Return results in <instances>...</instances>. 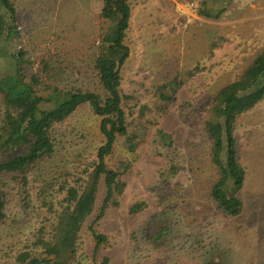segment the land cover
Wrapping results in <instances>:
<instances>
[{
	"label": "rangeland",
	"instance_id": "obj_1",
	"mask_svg": "<svg viewBox=\"0 0 264 264\" xmlns=\"http://www.w3.org/2000/svg\"><path fill=\"white\" fill-rule=\"evenodd\" d=\"M12 2L21 34L16 48L22 47L37 63L49 54L72 53L76 67L66 71L62 85L95 89L92 58L104 25L97 11L99 2ZM130 5L125 39L129 56L118 79L121 94L128 96L122 104L128 120L147 106L146 116L158 125L150 126L138 157L123 176L126 187L119 207L108 209L94 225L109 243L101 245L96 254L87 228L96 213L84 222L79 234L81 263L102 264L107 256V264H264V99L235 124L237 155L245 170L238 193L243 209L236 217L218 212L208 198L215 170L203 130L205 108L214 92L234 80L264 49V0H130ZM200 5L224 12L218 20L205 19L197 15ZM183 76L187 82L158 117L154 106L158 88ZM98 126L99 118L84 105L58 130L73 131V137L82 135L74 140L73 148L68 146L75 151L101 143ZM158 127L173 135L176 161L183 166L165 183L159 174L167 162L155 152L153 133ZM119 158L114 154L108 166L113 168ZM61 165L54 162L48 170H59ZM39 185L30 180L26 207L19 190L5 188L1 264H12V258L5 255L10 245L32 239V232L52 221L40 208ZM103 194L101 183L97 206ZM135 201H145L147 208L132 215L128 209ZM160 229V238L149 241ZM143 253L147 256L139 257Z\"/></svg>",
	"mask_w": 264,
	"mask_h": 264
},
{
	"label": "trees",
	"instance_id": "obj_2",
	"mask_svg": "<svg viewBox=\"0 0 264 264\" xmlns=\"http://www.w3.org/2000/svg\"><path fill=\"white\" fill-rule=\"evenodd\" d=\"M97 2L104 25L94 45L92 69L96 84L91 89L62 85L66 71L76 67L70 59L72 53L49 54L37 63L22 47L16 48L21 37L17 11L12 0H0V225L6 218L5 188L19 190L26 207L32 179L40 182L36 196L40 208L52 219L49 226L43 224L32 232V239L9 246L5 255L12 258V264H83L78 255L79 234L93 213L96 214L87 228L94 241V253L101 245H108L107 236L97 232L94 225L108 209L119 207L126 187L123 176L138 157V148L146 142L150 126L158 125L157 120L146 116L147 106L143 105L139 114L128 120L122 104L128 96L121 94L118 79L129 56L125 39L130 0ZM223 12L200 5L197 15L218 20ZM185 79L174 77L158 88L154 105L158 117L167 111L187 82ZM263 99L264 49L234 80L220 86L205 108L207 155L215 170L208 198L218 212L229 217L240 215L243 209L238 193L245 170L237 155L235 124ZM84 105L99 118L101 143L96 148L86 146L70 151L74 140L82 135H75L74 139L70 136L73 131L66 134L58 129ZM153 134L155 152L167 162L159 174L165 183L183 166L176 161L173 135L159 127ZM114 154L120 158L111 168L107 161ZM54 162L62 164L60 169L49 171ZM101 183L104 194L97 206ZM146 208L145 201H135L128 211L135 215ZM161 233V229L154 232L148 240H158ZM108 260L105 256L101 263L107 264Z\"/></svg>",
	"mask_w": 264,
	"mask_h": 264
}]
</instances>
